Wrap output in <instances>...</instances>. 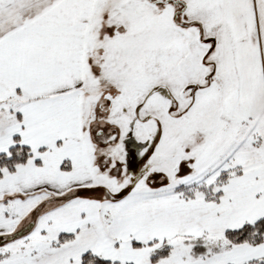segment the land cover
I'll return each mask as SVG.
<instances>
[{
	"label": "snow or ice",
	"instance_id": "obj_1",
	"mask_svg": "<svg viewBox=\"0 0 264 264\" xmlns=\"http://www.w3.org/2000/svg\"><path fill=\"white\" fill-rule=\"evenodd\" d=\"M0 264H264V0H0Z\"/></svg>",
	"mask_w": 264,
	"mask_h": 264
}]
</instances>
